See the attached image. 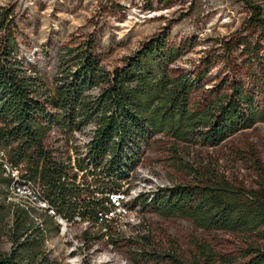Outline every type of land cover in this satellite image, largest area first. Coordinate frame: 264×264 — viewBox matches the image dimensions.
I'll use <instances>...</instances> for the list:
<instances>
[{
	"label": "trees",
	"instance_id": "16d2710c",
	"mask_svg": "<svg viewBox=\"0 0 264 264\" xmlns=\"http://www.w3.org/2000/svg\"><path fill=\"white\" fill-rule=\"evenodd\" d=\"M237 1L248 7L251 32L264 37L260 5L254 0ZM4 11L0 13V148L21 166L26 179L41 187V197L57 215L69 223L78 217L88 225L103 224L105 230L99 227L98 235L111 242L119 232L113 219L106 222L101 217L115 206L108 195L124 191L142 148L152 138L161 134L176 142L215 147L264 123V66L255 89L247 90L242 82L233 84L230 93L194 111L190 97L201 86L204 73L173 74L170 67L180 48L168 45L165 35L143 41L112 71L102 67L90 39L78 47L61 46L56 51V70L48 79L38 69H26L18 59L16 33L10 31L9 13ZM256 42L252 49L251 43H245L251 49L247 58L261 65ZM54 130L65 140L87 132L85 155L75 149L79 157L74 167L82 171L79 182L63 155L49 149ZM259 173L256 189L218 176L202 184L175 185L149 198L142 194L135 206L161 217L186 219L206 231L248 234L252 241L240 257L249 258L247 264H264V171ZM10 182L0 166V240L9 243L7 251L0 250V264H61L45 250L48 224L56 231L59 224L46 210H25L9 201ZM83 235L87 240L96 238L86 230ZM192 243L195 253L190 260L173 257L175 264L236 261L218 255L204 241L192 239Z\"/></svg>",
	"mask_w": 264,
	"mask_h": 264
},
{
	"label": "rangeland",
	"instance_id": "374dc122",
	"mask_svg": "<svg viewBox=\"0 0 264 264\" xmlns=\"http://www.w3.org/2000/svg\"><path fill=\"white\" fill-rule=\"evenodd\" d=\"M254 2L264 12V0ZM4 10L9 13L10 31L16 33L18 59L26 69H38L48 79L56 70V51L61 46L78 47L90 39L102 67L112 71L143 41L164 35L168 45L180 48L170 67L173 74L204 73L201 86L190 97L194 111L230 93L233 84L242 82L253 90L262 79L264 37L251 32L248 7L237 0H0V13ZM257 40L261 65L247 58ZM244 41L251 43V49L245 48ZM86 133L76 135L71 144L60 142L55 130L49 138L55 147L66 150L82 146ZM142 150L124 186L138 222H131L128 214L117 217L114 227L119 233L113 242L81 221L67 222L58 231L49 223L48 254L61 264H175L173 257L190 260L195 253L192 239H196L218 255L235 257L232 264H247L249 258L240 254L252 241L248 234L202 230L186 219L161 217L135 205L142 194L149 198L175 185L202 184L218 176L247 190L256 189L259 172L264 171V123L239 131L215 147L158 134ZM84 230L96 238L87 240ZM8 248L9 243L1 239L0 250Z\"/></svg>",
	"mask_w": 264,
	"mask_h": 264
},
{
	"label": "bare ground",
	"instance_id": "6f19581e",
	"mask_svg": "<svg viewBox=\"0 0 264 264\" xmlns=\"http://www.w3.org/2000/svg\"><path fill=\"white\" fill-rule=\"evenodd\" d=\"M76 135H78V133H74V135H73L74 138L69 140L70 144H71V141L73 143V140L76 139L75 138ZM88 140H89V138L86 141H84L83 145ZM83 145L82 146L80 145L79 148L77 146H75V145L69 147L70 156H71L72 159H74V162H75L76 157H79L75 153V149H77L80 152H82L81 155H85L84 149H83ZM0 153L6 155V163H3L1 161V158H0L1 170L3 171L5 176L10 178V181H11L10 182V186H9V191H8V193H9V197H8L9 201H12L16 206L21 207V208H23L25 210L29 209V208H32V207L40 209V210H46L49 215H52L54 217V220L59 224V227L61 228V221L58 219L57 216L53 215V213H51L50 210H48V209H51V207H49L48 202L41 197V190H42L41 187H39L38 185L34 184L33 182L29 181L28 179H26L24 177V173L22 172L21 166L13 164L10 161V159L8 158V154H7L5 149L0 148ZM6 164L16 165V171H15V169H8ZM126 195H127V191L124 189V191H122V196H121V212L117 215V217H121V216H124L125 214H128V215H131L130 221L136 223V222H138V220L135 218L136 217L135 216V214H136L135 210L136 209L134 210L133 209L134 207L133 208L129 207V204H128L129 202H127V200H126ZM108 209L109 210L104 211V213H102V215H101V217L104 220H106V222H107V216H105V214H110V208H108ZM78 221L80 222L79 218L76 217L74 219V221L71 222V223L78 222ZM114 222L116 224V219H114ZM83 223L88 224L87 222H83ZM95 227L96 228L101 227L102 231L105 230L103 228V224H101L99 226L96 225ZM62 229H65V228H62Z\"/></svg>",
	"mask_w": 264,
	"mask_h": 264
},
{
	"label": "built area",
	"instance_id": "2783aa9c",
	"mask_svg": "<svg viewBox=\"0 0 264 264\" xmlns=\"http://www.w3.org/2000/svg\"><path fill=\"white\" fill-rule=\"evenodd\" d=\"M59 135L61 137V139H60L61 141L60 142L63 141L65 143L67 142L68 144H70L69 140H65V138L63 137V135H62V133L60 131H59ZM49 149H52L53 154H55V155H58V153H61L63 155L64 158H62V160L65 161L66 163L69 162V165L71 167H73V171H75L77 173V175H78L77 182H79V177L82 174V171H78L77 168L74 167V159H72L71 156H70L69 147H67L66 150H64L60 146L59 147H55L53 145V147L52 148H49ZM66 153L68 155H65ZM65 157H68V159L66 160ZM0 158H1V161L3 163H6V155L0 153ZM6 166L8 167V169H15V171H16V165L6 164ZM108 196L110 197L111 201L114 203L115 206L114 207H110V214H105V216H107V220H109V219H113L114 220V219H116L117 215L121 212V196H122V191L121 192L111 193ZM48 210H50V212L53 213V215H55V216L58 217V219L61 221V227L62 228H65L66 227V224H67V221L64 218H62L61 216L57 215L52 208L51 209H48Z\"/></svg>",
	"mask_w": 264,
	"mask_h": 264
}]
</instances>
